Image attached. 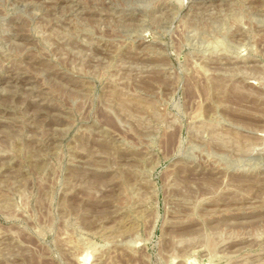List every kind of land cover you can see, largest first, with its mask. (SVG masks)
Here are the masks:
<instances>
[{
	"label": "rangeland",
	"instance_id": "obj_1",
	"mask_svg": "<svg viewBox=\"0 0 264 264\" xmlns=\"http://www.w3.org/2000/svg\"><path fill=\"white\" fill-rule=\"evenodd\" d=\"M0 264H264V0H0Z\"/></svg>",
	"mask_w": 264,
	"mask_h": 264
}]
</instances>
